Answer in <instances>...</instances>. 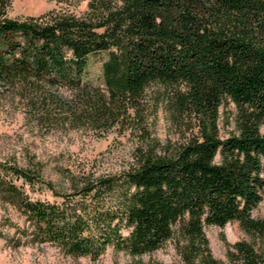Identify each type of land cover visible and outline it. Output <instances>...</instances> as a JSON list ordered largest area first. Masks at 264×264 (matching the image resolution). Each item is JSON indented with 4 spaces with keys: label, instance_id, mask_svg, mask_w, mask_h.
<instances>
[{
    "label": "trees",
    "instance_id": "1",
    "mask_svg": "<svg viewBox=\"0 0 264 264\" xmlns=\"http://www.w3.org/2000/svg\"><path fill=\"white\" fill-rule=\"evenodd\" d=\"M56 2L0 20V81L43 104L66 102L52 87L70 89V111L141 141L122 171L54 190L53 200L21 190L5 171L38 178L0 163V195L24 215L21 230L74 257L99 259L111 245L143 255L173 241L181 264H264V217L254 214L264 198V0ZM102 51L96 82L90 57ZM162 102L186 130L181 142L150 131ZM230 221L246 236L222 260L206 227Z\"/></svg>",
    "mask_w": 264,
    "mask_h": 264
},
{
    "label": "rangeland",
    "instance_id": "2",
    "mask_svg": "<svg viewBox=\"0 0 264 264\" xmlns=\"http://www.w3.org/2000/svg\"><path fill=\"white\" fill-rule=\"evenodd\" d=\"M59 6L56 0H4L0 1V20L30 19ZM106 57V51L90 57V74L96 82H101ZM52 89L62 93L66 102L43 104L32 98L30 90L0 81V163L7 169L26 170L39 179L31 184L14 170L5 171L7 179H13L21 190L34 198L53 200L54 190L70 192L85 179L122 171L133 160L134 148L140 144L141 137L137 130L122 129L118 125L100 127L87 117L78 116L68 106L72 104V91ZM155 91L156 86L148 88V97H154ZM220 122L222 134L227 135L233 124L226 123L224 116ZM148 123L152 135L162 142L178 143L184 139L186 130L174 118L167 102L160 103L148 115ZM261 129L264 132V124ZM254 214L264 217V198ZM25 225L18 206L0 195L2 264H181L173 241L143 255H133L111 245L99 259H92L67 255L53 244L32 241L21 230ZM206 233L214 256L222 260L227 259L229 243L246 236L238 221L224 226L209 225Z\"/></svg>",
    "mask_w": 264,
    "mask_h": 264
},
{
    "label": "clouds",
    "instance_id": "3",
    "mask_svg": "<svg viewBox=\"0 0 264 264\" xmlns=\"http://www.w3.org/2000/svg\"><path fill=\"white\" fill-rule=\"evenodd\" d=\"M0 264H2V262H0Z\"/></svg>",
    "mask_w": 264,
    "mask_h": 264
}]
</instances>
